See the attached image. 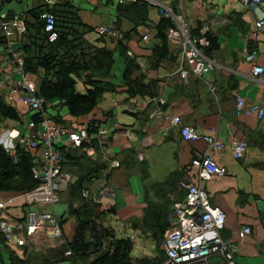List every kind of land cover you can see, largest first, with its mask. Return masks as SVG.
<instances>
[{"label":"crops","instance_id":"obj_1","mask_svg":"<svg viewBox=\"0 0 264 264\" xmlns=\"http://www.w3.org/2000/svg\"><path fill=\"white\" fill-rule=\"evenodd\" d=\"M69 1L89 27L86 40L95 47L114 50L108 76L111 89L90 112L73 115L60 98L43 106V113L54 120L61 118L57 121L67 125L70 133L79 134L83 128H92L93 122L99 125L96 131L88 129L86 140L76 142L65 135L56 143L63 152V165L72 174V181L90 166L95 168L92 161L100 165H107L109 158L120 161L110 171L109 178L117 187L116 197L105 199L110 211L103 221L120 236L135 235L134 256L138 255L136 250L150 249L144 240L149 239L152 247L155 245L151 232L144 227L145 216L165 209L170 223L174 202L183 199L187 192L186 183L199 184L208 192L211 202L227 213L221 235L229 242L237 263L264 264V115L259 116L256 111L239 112L236 108L238 94L245 96L247 103L264 104V73L254 75L252 69L255 63L264 66V27L257 25L264 12V0L256 7L243 0H151L143 12L131 8L133 0ZM40 3L41 0H2L0 7L8 17L23 14L28 26V21L33 20L32 11ZM161 7L184 16L193 33H199L204 23L210 24V34L217 45L205 46L203 51L215 61L213 69L203 73L191 71L187 76L181 74V46L169 36L168 54L159 59L153 54L156 44L164 41L157 35L158 23L165 16ZM101 24H110L122 35L125 33L127 54L138 63L131 77L145 82L144 93H130L124 77L128 59L118 45L121 36L98 32L97 26ZM29 32L28 27L26 32L17 31L7 37L0 28V96L19 114L0 120V144L12 153L18 145L24 146L36 161L42 158L40 148L28 147L21 138L39 134L43 127L40 120L34 119L38 111L20 99L26 88L19 79L26 75L38 89L40 77L25 67L24 73H20L13 54L19 50L25 52ZM148 32L150 38L143 39V34ZM250 52L254 58L249 56ZM87 72L83 70L79 76L80 90H85L83 80ZM160 97L166 101L161 102ZM173 114H180L184 123L193 125L200 133H214L222 138L225 146L213 150L212 158L226 166L227 173L200 180L198 171L207 141L185 139L180 124L171 121ZM240 136L247 138L248 149L238 158L231 140ZM70 152L73 155L67 156ZM141 152L146 156L141 158ZM104 169L91 188L100 184ZM61 196L56 203H47L49 208L44 207L63 216L65 234L72 238L78 220L69 212L72 203L69 191ZM0 198L6 201L3 209L0 208V226L6 220L26 214L28 203L21 192L0 190ZM245 224H250L253 230L241 236L239 230ZM207 261L230 264L221 253L213 254ZM190 264L206 263L196 260Z\"/></svg>","mask_w":264,"mask_h":264},{"label":"built area","instance_id":"obj_2","mask_svg":"<svg viewBox=\"0 0 264 264\" xmlns=\"http://www.w3.org/2000/svg\"><path fill=\"white\" fill-rule=\"evenodd\" d=\"M45 4L41 11L44 19L45 30L49 40L53 41L58 36L56 29V13L53 6L57 0H41ZM151 1V0H147ZM254 7L261 4L262 0H243ZM2 0H0L1 5ZM161 12L167 17H172L175 24L168 29V36L174 39L181 46L180 66L181 74L187 76L191 71L203 73L215 67V61L204 51L203 47L210 44L208 33L211 26L204 23L199 33H193L188 21L184 16L176 13L167 7H161ZM257 25L264 27V12L257 20ZM0 28L7 37L13 36L17 31L26 32L27 21L23 14H16L8 17L7 13L0 7ZM98 32L113 36H122L116 27L110 24L97 26ZM150 33H144L143 39L148 40ZM132 54L133 51L129 50ZM15 60L19 64V72L24 73L25 54L23 51L13 52ZM250 57L254 58L253 52ZM254 75L261 76L264 73V66L259 63L253 65ZM19 83L26 88L20 94V99L29 103L36 111L43 109V98L37 93V86L34 81L29 80L26 75L19 79ZM165 102L164 97L159 98ZM236 108L240 111H256L259 116L264 115V104L260 102H246V97L238 94L236 98ZM39 121L43 127L39 134L25 135L21 138L23 144L30 148H40L42 158L35 161L33 165L34 176L39 180L38 184L26 191L21 192L26 197L28 204H36V207L28 206L23 217L6 220L1 223V233L6 241L12 245L22 247L24 250L47 251L50 247H58L70 239L64 230L60 216L52 210H46L44 205L56 203L60 200L61 193L69 188L72 181V174L64 168V155L57 146L65 135L70 136L76 142H81L89 138L88 128H83L79 132L70 133V129L62 122L56 121L50 116L41 112ZM171 121L180 124L181 132L185 139L204 138L207 147L202 155L198 176L200 180L209 179L214 175H223L228 172L226 166L217 164L212 158L213 150H221L225 142L218 134L200 133L193 125L184 123L180 114H173ZM35 121H31L33 124ZM232 150L236 157H243L248 149V140L244 136L234 137L231 140ZM141 158L146 154L141 152ZM120 165L118 159H111L104 169L103 177L96 188L85 186L82 189L83 198L96 202H101L104 207H109L106 198L116 197V184L110 180L112 168ZM187 192L183 199L174 202L173 211L170 215V223L165 231L162 247L167 253L165 264H190L193 261H207L215 253H221L230 264H238L234 251L221 235V229L226 224V211L219 205L211 202L208 192L199 184L186 183ZM78 199H74L72 204L77 205ZM6 201L0 198V208L3 209ZM124 224V223H123ZM253 230L250 224L243 225L239 232L241 236L251 233ZM131 234V237H134ZM70 248L65 250V254H70ZM87 264V262H85ZM214 264H225L222 261Z\"/></svg>","mask_w":264,"mask_h":264},{"label":"trees","instance_id":"obj_3","mask_svg":"<svg viewBox=\"0 0 264 264\" xmlns=\"http://www.w3.org/2000/svg\"><path fill=\"white\" fill-rule=\"evenodd\" d=\"M131 8L140 12L146 9L147 0H133ZM39 7V8H38ZM38 9L32 11L33 20L28 21L29 41L24 44L25 69L39 75L40 81L37 93L43 98L45 108L48 101L54 98L62 99L73 115L90 112L98 105L100 98L111 89V67L114 61V50L107 47H95L85 37L89 27L81 19L79 12L69 0L58 1L53 10L56 13V29L58 36L51 41L45 30L41 11L45 4L40 3ZM172 17L164 16L158 23L157 35L163 43L154 47V55L158 59L168 54V29L174 25ZM210 44L215 47L217 41L208 33ZM125 33L120 37L118 45L128 59L124 77L130 87V93H144L145 82L131 77L134 67L138 66L134 57L127 54L124 43ZM207 48V51H209ZM88 71L83 80L85 90L78 86L82 71ZM44 108L41 112H44ZM41 112L34 119L41 120ZM19 117L17 110L0 96V120L5 117ZM57 120H62L58 118ZM56 120V121H57ZM60 122V121H59ZM63 123V122H62ZM90 131H96L98 126L93 122ZM85 143H83V146ZM85 154V153H84ZM70 152L67 156H72ZM33 154L26 147L18 145L16 152L6 149L0 144V190L23 192L35 187L39 180L34 176ZM83 165V163H80ZM95 168L80 173L77 179L70 182L69 198L71 202L78 199L79 203L69 207V212L76 216L78 224L72 238L67 239L58 247H50L47 251L24 250L22 247L8 243L0 232V243L9 254L10 264H58L67 261L69 264H165L167 253L161 246L163 234L168 225L166 210L145 216L143 224L149 230L155 243L156 252L152 256H134V237L120 236L115 229L104 223L103 216L110 208L103 207L101 202L83 198L82 189L90 186L100 176L105 163L91 162ZM64 223L63 216L60 217ZM70 248L72 252L65 254ZM0 264H4L0 258Z\"/></svg>","mask_w":264,"mask_h":264},{"label":"rangeland","instance_id":"obj_4","mask_svg":"<svg viewBox=\"0 0 264 264\" xmlns=\"http://www.w3.org/2000/svg\"><path fill=\"white\" fill-rule=\"evenodd\" d=\"M79 82H80V80H79ZM209 179H205V181H207ZM61 197L64 198V195H62ZM30 205L33 206V207H36V205H32V204H30ZM28 206L29 205L27 204L26 209H28ZM44 206L49 208L47 204H45ZM58 211L60 213V210H58ZM115 220L117 221L118 219H115ZM146 242H148V245H149L150 249H144V251L136 250V253L138 254L137 256L142 255V254L144 256H152L156 252L155 246L153 245V247H152V244H151L150 240L149 239L144 240V243H146ZM0 258L3 260L4 264H10L8 251H7L6 247L3 244H1V243H0Z\"/></svg>","mask_w":264,"mask_h":264},{"label":"water","instance_id":"obj_5","mask_svg":"<svg viewBox=\"0 0 264 264\" xmlns=\"http://www.w3.org/2000/svg\"><path fill=\"white\" fill-rule=\"evenodd\" d=\"M58 264H69L67 261H61L60 263Z\"/></svg>","mask_w":264,"mask_h":264}]
</instances>
